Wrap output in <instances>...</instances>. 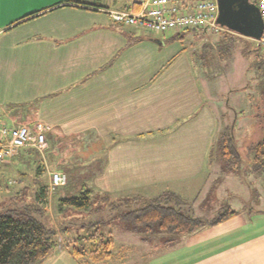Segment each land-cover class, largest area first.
I'll return each mask as SVG.
<instances>
[{
    "label": "crops",
    "instance_id": "0c3cea01",
    "mask_svg": "<svg viewBox=\"0 0 264 264\" xmlns=\"http://www.w3.org/2000/svg\"><path fill=\"white\" fill-rule=\"evenodd\" d=\"M68 1L33 0L0 17L3 116L16 124L42 125L46 146L56 149L54 160L63 140L101 152L104 168L90 185H82L101 196L132 200L168 190L193 211L218 203L235 210L227 203L238 201L237 216L210 227L230 224L213 242L220 250L205 262L264 264V210L242 206L261 196L256 188L264 179L223 173L220 165L209 163L218 119L188 50L132 26L126 30L140 40L126 47L127 38L112 28L105 10H123L127 0H86L98 7ZM211 75L206 76L210 83ZM56 168L65 173V166ZM51 195L48 204L55 203ZM261 202L264 197L254 200ZM42 264L83 263L62 245Z\"/></svg>",
    "mask_w": 264,
    "mask_h": 264
},
{
    "label": "rangeland",
    "instance_id": "374dc122",
    "mask_svg": "<svg viewBox=\"0 0 264 264\" xmlns=\"http://www.w3.org/2000/svg\"><path fill=\"white\" fill-rule=\"evenodd\" d=\"M175 32L176 31H172L155 35L159 37L163 35L172 36ZM219 33L202 34L200 30L188 29L184 34L182 43V46L186 47L188 50V56L195 70L200 71V85L202 86L205 97L209 99V104L214 109L218 118V133L214 142L215 150L217 149V142L221 138L220 136L223 129L226 126L229 127L232 122L233 124L235 122L236 114L230 106L234 105L237 110L240 107L245 109L247 104L252 105V108L257 106L261 98L260 90L263 89V76L258 74L255 68L257 61H263V56L257 50L254 40L242 36H240L241 38H236L238 44H236L230 56L225 60H221L215 45L216 40L219 38ZM200 34L204 36L201 39L199 37ZM209 42L215 43L211 51V55H213L212 70H199L195 54L199 53L203 43ZM207 74H212L211 76L213 77H209L212 83L206 80ZM242 87L244 88L243 91H239L238 94L235 92L230 94L227 93L229 89H240ZM240 92H242V97ZM237 96L239 99L236 100ZM220 103H223L226 107L220 108ZM227 104L230 106H227ZM245 111L246 114L237 117L234 128L235 137L241 148L242 145L246 146L248 143L251 144L255 142L260 136L258 133L256 137L257 132H259V127H257L254 120H252L255 114L254 110L252 111L250 109L249 111L245 109ZM253 126H256V129H254ZM248 134L253 137V140H250ZM254 137H256V139ZM48 143L50 144V142ZM80 143L77 141L71 142L70 140H63L58 146L60 155L56 160H54L56 149L55 147L49 146H46L42 152L28 147L21 148L19 152L20 155L16 154L9 159L6 158L0 165V208L1 201L5 204L10 202L14 205L23 204L24 202L26 204L33 203L39 189L41 187H46L49 183L48 170H54L57 165H59V167H66L65 174L67 175L68 181L66 182V186L57 187L53 191L51 190L50 195H53L54 200L63 196H78L79 187L82 185H90L92 176L96 174L97 170L103 169L105 164L101 152L95 153L89 144L83 147ZM80 145L81 150H79ZM75 151H81V153L74 156L73 154H75ZM67 154L69 155L67 156ZM243 158H245V161L248 159L247 157ZM212 162L214 164L217 163L214 160H212ZM244 165H246V163ZM59 170L60 168H56L54 171L60 172ZM208 173L209 172L206 174ZM262 177L264 179V175ZM8 180L13 181V183L7 184ZM258 184L259 187L256 188V191L261 196H253L250 203L249 199H247L248 203H243L242 205L245 206V208L254 206L264 210V203L261 202V204L258 205L254 204L255 199L264 197V185L262 181L261 183L258 182ZM91 188L94 194L98 192L92 186ZM101 197L100 195L97 204H93L89 207L88 211H85L80 217H78L80 214H73L71 211L63 213V216L61 213L57 214L54 204L47 203V205H45L46 216L49 220L47 223L53 225L58 233L62 226H68V228H70V238L77 235H85L87 234L86 232L91 233L94 231V228L85 230L86 228L74 227L77 223L83 222L84 220L85 222L88 220L96 221L107 217V208L105 207V203L101 201ZM122 198L123 197L115 196L117 204H119L118 200ZM49 201L52 200L50 199ZM139 203L138 199L124 200L117 211H112L110 214L115 217V219L110 220L105 225L98 226L100 232L104 235H106L108 231H111L113 240V245L111 247L112 256L100 263H93L88 261L85 257H81L80 260L83 264H197L199 260H203L200 264H216L215 261L217 259L209 263L208 259L205 262V257L208 255L214 257V254L220 250L221 246H217V244L213 242L222 237L225 231L229 230L226 227L230 224H226L220 228L202 227L192 234L176 237L174 241H177V243L173 246H169V243L166 242L170 239L169 237L156 235L152 232L146 233L142 229L137 230L138 228L133 229L129 223L117 219L118 213L134 208ZM227 204L230 205L231 208L238 210V201H231ZM222 206V203H218L214 205L213 208L202 209L203 211L194 207L193 214L195 217H199L205 221L210 220L217 212L222 210ZM57 242L58 247L65 245V238L61 233L58 234Z\"/></svg>",
    "mask_w": 264,
    "mask_h": 264
},
{
    "label": "trees",
    "instance_id": "16d2710c",
    "mask_svg": "<svg viewBox=\"0 0 264 264\" xmlns=\"http://www.w3.org/2000/svg\"><path fill=\"white\" fill-rule=\"evenodd\" d=\"M68 3L76 6H94L87 3L86 0H70ZM112 25L113 29H116L121 35L127 38L126 47L140 40V36L134 38L135 33L127 31V27L123 24L112 22ZM187 30L188 29L176 31L172 36L163 35L160 39H162L165 44H172L175 42L181 44L183 43L184 34ZM201 33L204 34L202 31ZM202 34L199 36L200 39L204 37ZM144 37L150 38L151 36L147 35ZM218 37L216 44L210 42L203 43L199 53H193L197 58L196 61L199 66V68H197L199 70H212L213 55H211V51L215 45L219 58L225 60L230 56L236 44H238L236 38H241L226 30H222L218 34ZM183 48L186 49V47ZM255 68L256 72L263 76V89L260 90V103L253 108L252 105L247 104L245 109L249 111L250 109L252 111L254 110L255 114L252 120H254L256 126L259 127L260 136L255 142L251 144L248 143L244 147L245 157L248 158L247 161L244 160L239 152L240 146L234 134L237 117L246 114V111L241 107L237 110L234 105L230 106L229 104H227V106L232 107L236 114H234L236 117L235 122L234 124L232 122L229 127L226 126L223 129L220 136L221 138L217 142V149L215 150V145L213 144L210 154L208 155L210 160L209 163H213L212 160L216 161L217 164L220 165L221 172L233 173L240 177L246 173L256 178L264 175V61H257ZM243 89V87L240 89H229L227 93L230 94L235 92L238 94L239 91H243ZM241 93L242 92H240V95L242 97ZM237 99H239L238 96L236 97V100ZM219 106L220 108L226 107L223 103H220ZM245 163L246 165H244ZM12 183L13 181L11 180L7 181V184ZM64 186H66V184ZM50 192L49 186L41 187L33 203L26 204L24 202L23 204L14 205L10 202L5 204L1 201L0 264H42L48 256L55 253L58 247L57 237L59 233L65 238V245L70 249V252L79 259L85 257L90 262L100 263L110 258L112 256L111 247L113 245L111 231H108L107 234L104 235L100 232L98 226L105 225L110 220H114L115 217L110 214L112 211H117L120 204H123L125 199H119V204H117L114 196L103 195L100 199H102L101 201L105 203V207L107 208V217L96 221L88 220L85 222L84 220L83 222L77 223L75 227L73 224L74 228H86L85 230L94 228V231L70 238V228H68V226H62L58 233L53 225L47 223L49 220L46 216L44 207L50 199ZM99 196L98 193L94 194L92 188L80 186L78 196L69 195L59 197L55 200L54 206L57 214L61 213L63 216V213L71 211L73 214H80L78 215V217H80L85 211H88L89 207L93 204H97ZM136 199H138L140 203L134 208L118 213L117 219L129 223L133 229L138 228L137 230L142 229L146 233L152 232L156 235L169 237L170 239L166 241L169 243V246H173L177 243V241H174L176 237L192 234L202 227L220 225L239 214L238 211L232 210L227 206L223 207L222 210L217 212L210 220L205 221L194 216L190 204H187L177 194L168 190L153 198L138 196Z\"/></svg>",
    "mask_w": 264,
    "mask_h": 264
},
{
    "label": "built area",
    "instance_id": "2783aa9c",
    "mask_svg": "<svg viewBox=\"0 0 264 264\" xmlns=\"http://www.w3.org/2000/svg\"><path fill=\"white\" fill-rule=\"evenodd\" d=\"M258 8L263 29L255 46L264 61V0H250ZM123 10H105L109 20L138 30L161 34L185 29L200 30L204 33H219L223 29L216 24L218 6L216 0H127ZM0 107V165L6 158L15 156L21 148L42 152L46 147L44 128L37 124L29 127L3 116ZM8 120V121H6ZM49 188L64 186L67 175L64 172H48Z\"/></svg>",
    "mask_w": 264,
    "mask_h": 264
},
{
    "label": "water",
    "instance_id": "95a60500",
    "mask_svg": "<svg viewBox=\"0 0 264 264\" xmlns=\"http://www.w3.org/2000/svg\"><path fill=\"white\" fill-rule=\"evenodd\" d=\"M216 24L236 35L258 40L263 23L258 8L249 0H216ZM162 45L161 41H155Z\"/></svg>",
    "mask_w": 264,
    "mask_h": 264
},
{
    "label": "snow or ice",
    "instance_id": "6c2138e0",
    "mask_svg": "<svg viewBox=\"0 0 264 264\" xmlns=\"http://www.w3.org/2000/svg\"><path fill=\"white\" fill-rule=\"evenodd\" d=\"M33 3V0H0V17L9 9L25 8Z\"/></svg>",
    "mask_w": 264,
    "mask_h": 264
}]
</instances>
